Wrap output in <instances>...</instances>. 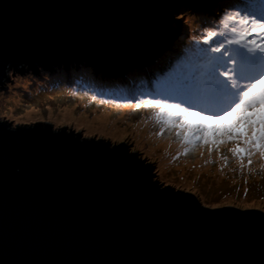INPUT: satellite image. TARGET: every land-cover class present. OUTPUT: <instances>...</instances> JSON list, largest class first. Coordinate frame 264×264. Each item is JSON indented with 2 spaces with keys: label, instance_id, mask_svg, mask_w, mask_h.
<instances>
[{
  "label": "water",
  "instance_id": "95a60500",
  "mask_svg": "<svg viewBox=\"0 0 264 264\" xmlns=\"http://www.w3.org/2000/svg\"><path fill=\"white\" fill-rule=\"evenodd\" d=\"M218 1L0 0V85L25 66H146L180 34L177 8ZM0 264H264V210L162 187L128 143L0 119Z\"/></svg>",
  "mask_w": 264,
  "mask_h": 264
},
{
  "label": "rangeland",
  "instance_id": "374dc122",
  "mask_svg": "<svg viewBox=\"0 0 264 264\" xmlns=\"http://www.w3.org/2000/svg\"><path fill=\"white\" fill-rule=\"evenodd\" d=\"M235 2L219 0L217 6L206 11L186 4L177 8L176 15L182 16L181 31L174 41L177 46L172 44L146 67L129 69L135 74L134 80L127 78L129 70L111 71L110 75L86 60L71 65L51 64V68L38 65L33 72L25 66V72H11L13 78L0 85V119L74 127L75 132L82 131V136L128 143L131 153L154 162L156 179H162V187L176 185V190L196 194L209 208L264 210V159L259 155L252 157L251 165L245 159L241 168L227 150L231 142L220 145V154L199 143L185 154L175 129L165 128L161 135L160 126L151 119L153 109L134 107L141 100L163 99L168 95L165 90L174 92L173 85L187 75L202 50L221 44L229 51L240 47L228 44L239 36L219 23L223 12ZM235 26L239 32L240 26ZM213 30L217 35H210ZM99 116L106 124L103 121L94 126L91 120ZM205 124L207 134L214 138V128L223 132L233 125V118L216 125L212 120ZM221 156H227V161Z\"/></svg>",
  "mask_w": 264,
  "mask_h": 264
},
{
  "label": "snow or ice",
  "instance_id": "6c2138e0",
  "mask_svg": "<svg viewBox=\"0 0 264 264\" xmlns=\"http://www.w3.org/2000/svg\"><path fill=\"white\" fill-rule=\"evenodd\" d=\"M219 23L239 36L228 44L240 47L229 51L221 44L202 50L187 75L173 85L175 95L141 100L134 107L153 109L151 119L160 126L161 135L165 128L175 129L185 154L197 143L209 145L211 152L231 142L227 150L243 168L245 159L249 165L256 155L264 159V0H236ZM210 35L217 33L213 30ZM249 36L258 39L247 40ZM169 99L180 102L170 103ZM193 117L196 119L191 120ZM229 118H233L232 126L223 132L214 128V138L207 134L205 121L216 125ZM221 159L226 162L227 156Z\"/></svg>",
  "mask_w": 264,
  "mask_h": 264
},
{
  "label": "trees",
  "instance_id": "16d2710c",
  "mask_svg": "<svg viewBox=\"0 0 264 264\" xmlns=\"http://www.w3.org/2000/svg\"><path fill=\"white\" fill-rule=\"evenodd\" d=\"M221 1H223V0H221ZM228 1H229V0H228ZM191 25H192V24H191ZM185 27H186V26H185ZM74 63H79V62H74ZM71 64H73V63H71ZM71 64H69V65H71ZM62 65H63V64H62ZM91 66H93V65L91 64ZM93 67H95V66H93ZM141 67L143 68V67H146V66H141ZM49 68H51V67H49ZM136 68L138 69V68H140V67H136ZM142 68H141V69H142ZM129 71H130V70H129ZM129 71H128L127 74H126V75L128 76L127 78H129V77H133V80H134V75H135L134 72H131V71L129 72ZM44 72H46V71H44ZM46 73H47V72H46ZM46 73H44L43 75H46ZM59 73H60V72H59ZM47 74H48V73H47ZM49 75H50V73H49ZM43 78L46 79V76L43 77ZM61 78H62V77H61ZM106 79L110 80L109 78H106ZM76 82H77L78 84H81V81H80V80H78V81H76ZM132 83H133V81H132ZM132 83H131V84H132ZM165 89H166V88H165ZM167 89H168V88H167ZM169 90H170V89L165 90V91H167L166 93H168ZM166 96H168V95H166ZM164 98H165V97H164Z\"/></svg>",
  "mask_w": 264,
  "mask_h": 264
},
{
  "label": "bare ground",
  "instance_id": "6f19581e",
  "mask_svg": "<svg viewBox=\"0 0 264 264\" xmlns=\"http://www.w3.org/2000/svg\"><path fill=\"white\" fill-rule=\"evenodd\" d=\"M215 6H217L216 4L213 6V7H215ZM175 43V42H174ZM174 43H173V45H174ZM174 46H177V45H174ZM176 50V49H175ZM33 72V71H32ZM103 121L104 120H101V116H99V117H94L92 120H91V122L93 123V125L94 126H98V125H102V123H103ZM104 123L106 124V122L104 121ZM103 123V124H104ZM215 153H218V154H220V151L218 152V151H216ZM257 162L258 163H260L258 160H257Z\"/></svg>",
  "mask_w": 264,
  "mask_h": 264
}]
</instances>
